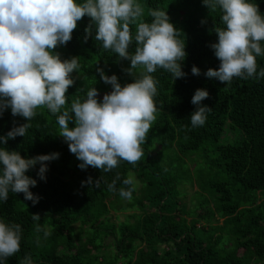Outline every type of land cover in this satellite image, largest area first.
<instances>
[{"label":"trees","instance_id":"trees-1","mask_svg":"<svg viewBox=\"0 0 264 264\" xmlns=\"http://www.w3.org/2000/svg\"><path fill=\"white\" fill-rule=\"evenodd\" d=\"M138 2L144 8V22L150 23L151 10L159 8L167 11L181 31L187 53L182 65L187 75L174 80L162 68L151 74L159 82L154 98L156 120L141 145L144 155L135 165L121 160L110 172L91 166L81 170L80 161L58 135L56 116L46 107L36 110L25 137L0 145L19 151L23 157L60 153L59 159L49 163L46 180L37 176L39 166L26 173L38 181L30 189L40 197L37 204L24 200L23 193L12 192L7 202H0V218L23 229L20 251L6 264H22L25 256H31L33 264H264V77L258 75L264 68V56L257 57L254 77L234 78L229 84L207 78L204 73L220 65L210 47L218 40L215 28L224 27L220 10L210 12L202 0ZM252 2L264 13V0ZM90 21V17H83L71 41L53 50L62 60L79 57L82 66L83 75L72 74L76 82L66 93V107L90 86L98 89L101 100L111 93L112 86L100 79L98 67L109 76L115 74L122 86L134 80L126 71L130 60L104 50L95 39L94 27L91 35L85 31ZM130 28L134 36L137 23ZM136 46L133 40L129 51L134 53ZM194 65L201 70L200 75L192 74ZM197 89L209 92L202 103L212 110L205 125L192 128L190 116L196 106L191 100ZM25 122L8 109L0 117V136ZM225 126L233 131L225 141L204 132ZM156 142L163 145L157 151ZM190 162L202 167L191 182L200 188V204L194 211L180 197L183 182L192 175ZM132 172L142 186L127 205L137 206L142 213L133 215L137 216L134 224L122 223L117 230L108 213L124 199L119 188L125 187L122 181ZM117 174L121 180L117 190L111 191L108 184ZM88 177L100 179V187L83 184ZM33 214H39L41 220L33 221ZM37 223L51 233L47 239L43 232L35 231ZM78 223L85 233L75 241L73 227ZM111 236L113 242L106 244L105 238Z\"/></svg>","mask_w":264,"mask_h":264},{"label":"clouds","instance_id":"clouds-1","mask_svg":"<svg viewBox=\"0 0 264 264\" xmlns=\"http://www.w3.org/2000/svg\"><path fill=\"white\" fill-rule=\"evenodd\" d=\"M202 3L210 12L220 10L224 25L215 28L218 40L210 45L220 65L218 69L209 68L204 75L224 84L234 78L256 76L257 57L264 56V13L258 4L252 0ZM85 16L91 18L85 30L88 35L94 27L95 39L104 50L130 60L126 71L134 80L122 86L115 74L109 76L98 67L100 79L112 86L111 93L104 94L101 100L98 89L90 86L66 107V93L76 82L72 74L75 71L83 75L82 66L79 57L62 60L53 50L71 41L77 22ZM143 16L144 8L138 0H0V117L10 109L13 117L26 121L0 136V145L25 137L36 110L46 107L56 116L58 135L80 161L81 170L91 166L110 172L121 160L135 165L144 155L141 145L156 120L154 98L159 82L151 74L162 68L174 80L187 75L182 65L187 56L182 33L170 21L167 11L152 9L150 23L144 22ZM133 23H137L134 36L130 28ZM133 40L137 45L134 53L129 51ZM191 72L201 74L195 65ZM258 75L264 77V68ZM84 79L88 80L86 76ZM208 97L206 89L195 91L191 100L196 106L190 116L192 128L205 125L212 108L202 102ZM70 123L75 126L70 128ZM59 157V152L23 157L19 151L0 147V202H7L12 192L23 193L24 200L37 204L40 197L30 189L38 181L26 173L39 166L37 176L46 180L49 163ZM120 180L117 174L108 189L116 191ZM82 183L100 187V179L92 177ZM122 184L125 187L119 188V195L131 200L138 180L129 173ZM32 220L38 222L41 217L33 214ZM35 231L43 232L45 239L51 234L39 223ZM22 234L20 224L0 218V264H6L20 251ZM22 264H33L31 256H25Z\"/></svg>","mask_w":264,"mask_h":264},{"label":"rangeland","instance_id":"rangeland-1","mask_svg":"<svg viewBox=\"0 0 264 264\" xmlns=\"http://www.w3.org/2000/svg\"><path fill=\"white\" fill-rule=\"evenodd\" d=\"M204 132L208 135V137H214V138H220L222 140H227L229 136H231V133L233 132L230 126H225V127H213V128H207L204 130ZM163 146L161 143L156 142L154 149L155 151L160 150L161 147ZM166 149L169 150V147H166ZM166 154H168L169 152H165ZM195 163L190 162V166L189 169L192 167V175L191 178L185 182H183V189L181 190V201L182 203H186L188 208L191 207V209L194 211L195 208L197 206H199L200 202L198 203V194L197 190H199L200 188H197L195 186H193V184H191L193 177L196 175V170L202 168L200 166V164H197V167H194ZM199 166V168H198ZM132 175H134V172L131 173ZM138 180V179H137ZM139 184H138V191H137V195L140 194V188L142 186L141 182L138 180ZM196 189V191H195ZM202 199V197H201ZM134 200V198H132L131 200H127V199H121L119 200L120 202L117 203V205L115 206L116 208H112L110 209V212L108 213V218L109 221L114 224L118 230V227L122 224V223H130V224H134L137 221V216H133L134 214H141L142 210L140 208H138L137 206L134 207H129L127 204L131 203ZM212 200V199H211ZM198 203V205H196ZM211 204V202H210ZM126 206L125 208H122L121 206ZM204 208H206V206L204 205ZM105 219V218H104ZM188 219H191V216H189ZM106 220V219H105ZM81 223L76 224L73 227V238L75 241H78V238H80V235H83L85 232L81 229ZM78 237V238H77ZM113 242V237H107L105 238V243L109 244ZM164 246V245H163ZM111 250L112 252H114L113 250V245L111 246Z\"/></svg>","mask_w":264,"mask_h":264}]
</instances>
